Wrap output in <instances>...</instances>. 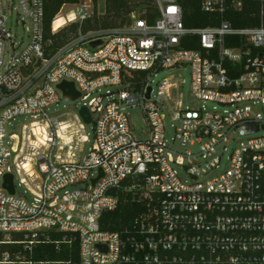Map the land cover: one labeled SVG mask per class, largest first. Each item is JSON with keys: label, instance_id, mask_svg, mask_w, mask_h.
Returning a JSON list of instances; mask_svg holds the SVG:
<instances>
[{"label": "built area", "instance_id": "1", "mask_svg": "<svg viewBox=\"0 0 264 264\" xmlns=\"http://www.w3.org/2000/svg\"><path fill=\"white\" fill-rule=\"evenodd\" d=\"M182 1L154 0L152 25L132 13L125 27L83 33L93 2L80 0L63 17L80 29L55 51L45 0H17L20 38L7 26L12 1L0 0V264H53L28 259L41 244L58 248L53 234L79 240L78 261L61 264H264V26L190 29ZM243 6L201 0L220 17ZM188 36L201 50L182 48ZM182 69L194 106L178 78L152 86L160 72ZM63 82L74 83V103L97 124L83 157L90 134L80 117L74 139L60 137L63 122L49 114L65 100ZM135 108L148 125L144 140L131 127ZM21 117L32 121L14 125ZM128 202L141 204L131 224L104 230L105 213Z\"/></svg>", "mask_w": 264, "mask_h": 264}, {"label": "trees", "instance_id": "2", "mask_svg": "<svg viewBox=\"0 0 264 264\" xmlns=\"http://www.w3.org/2000/svg\"><path fill=\"white\" fill-rule=\"evenodd\" d=\"M95 7L99 0H92ZM80 0H45V40L51 42L49 49L58 50L71 40L66 30L56 34L52 33L53 22L61 10L68 5H78ZM184 22L190 29L217 27L222 21H229L236 29L256 28L264 26V2L261 0H244L243 9L240 11L227 12L220 17L217 14L205 13L201 9V0H183ZM140 8V17L146 19L150 25L155 23L158 12L154 6V0H105L106 17L88 20L82 26V32L87 33L94 30H110L125 27L129 24V16L136 13ZM78 24L72 25L69 30L73 35L79 31ZM238 40V39H236ZM237 42V41H236ZM229 46H238L228 39ZM182 48L188 50H201L200 39L197 36L184 38ZM141 204L122 203L114 212L105 213L102 219V228L106 231L117 232L129 226L133 219L140 213ZM52 241H60L59 247L55 243L41 244L34 249L32 256L28 259L34 263L50 262L61 264L64 262H77L79 258V240L64 242L61 234H53Z\"/></svg>", "mask_w": 264, "mask_h": 264}, {"label": "rangeland", "instance_id": "3", "mask_svg": "<svg viewBox=\"0 0 264 264\" xmlns=\"http://www.w3.org/2000/svg\"><path fill=\"white\" fill-rule=\"evenodd\" d=\"M11 1H12V4L14 5V7L11 9L10 13L8 14V19H7L8 20V25H7L8 29L11 30L12 34L17 36L18 38H20V36L24 37V36H26L25 31H24L23 27L21 26L23 19L19 15L18 10L16 9L18 6V2H17V0H11ZM87 3H89V2H87ZM92 6H93V9H90V14H91L90 20H92L94 22L95 19L106 17L105 0H99L97 7H95L93 3H92ZM75 8H76L75 5H68L61 10L59 15L61 17H65L68 13H70V11H72ZM136 13L139 15L140 8L137 9ZM130 21H131V19L129 17V24H130ZM74 24L75 23L71 24L68 22V24L63 29H61V30H66V33L68 34V38L70 40L75 37V35H73L72 32H70V30H69V28ZM61 30H59L58 32H60ZM28 43L29 42H26V45ZM23 48H25V46ZM21 49L19 50L18 53H20L22 51ZM167 78H178L180 80V83H182L184 81V84L182 85L181 92H180L181 97H185L188 99L187 105L194 106L197 104L196 101L192 97L191 72L189 69H182L181 71H172V72L164 70V71L160 72L156 77L152 78V80L154 81L152 86L155 88V90H158V86L160 85V83H162ZM80 108H79L78 103H74V102H71L69 100H62L58 107H52L49 110V114L52 116V118H59V120L62 122L73 123L75 126L69 130L68 137L74 136L73 138L75 139L77 136V130L76 129L79 128L76 116L78 115ZM129 115H130L131 127H132L135 135L137 136V138L140 140L146 139L147 132H148V125L146 123L145 117H144L141 109L140 108L130 109ZM31 121L32 120L29 118L27 119L25 117H21L18 119L17 123H15L14 125L19 123V125L22 126L23 124H28ZM166 124H167V127H170V125H171L170 119H168L166 121ZM9 130H11V128H9ZM15 133L19 134L20 128H16ZM85 134L86 135L90 134V137L85 139V142L90 141V143L85 146V151H84V154L82 155V157L86 156L88 154L89 149L92 146L93 141H94V133L92 132L91 126H86ZM76 143L77 142L75 141V143L73 144V146L75 147V151H76ZM68 149H69L68 147H64L62 151L67 152ZM19 192L22 193L23 190L19 189Z\"/></svg>", "mask_w": 264, "mask_h": 264}, {"label": "water", "instance_id": "4", "mask_svg": "<svg viewBox=\"0 0 264 264\" xmlns=\"http://www.w3.org/2000/svg\"><path fill=\"white\" fill-rule=\"evenodd\" d=\"M101 42H94L92 44L93 47H96L97 45H100ZM62 93L63 97L65 100H69L71 102H76L80 98V93L76 90L74 83L70 82H63L62 84L59 85L58 87ZM150 93H151V88H149L148 94L146 97L149 99L150 98ZM78 116L86 126H91L92 127V132H96V127L97 124L94 121L92 114L90 113V110L83 106L80 108L78 112ZM103 174L101 173V176ZM97 182V180L94 181V184ZM5 188L11 193L15 194V188L13 184V176L12 175H7L6 176V182H5ZM112 196L116 195V190L113 189L109 192Z\"/></svg>", "mask_w": 264, "mask_h": 264}, {"label": "bare ground", "instance_id": "5", "mask_svg": "<svg viewBox=\"0 0 264 264\" xmlns=\"http://www.w3.org/2000/svg\"><path fill=\"white\" fill-rule=\"evenodd\" d=\"M72 17H73V15H72ZM67 24H68V21L65 18H63L60 15H58L56 17L55 21H54V31L55 32H58L59 30H61L62 28H64ZM37 126L38 125H34L35 135L38 136V137H41V134H42L43 130L39 129ZM74 126L75 125L73 123H71V122H63V124H61V127L59 128L60 137L65 136V134L67 132L69 133V130L71 128H73ZM29 166L30 165H27V167H29Z\"/></svg>", "mask_w": 264, "mask_h": 264}, {"label": "snow or ice", "instance_id": "6", "mask_svg": "<svg viewBox=\"0 0 264 264\" xmlns=\"http://www.w3.org/2000/svg\"><path fill=\"white\" fill-rule=\"evenodd\" d=\"M170 11H175V9H170Z\"/></svg>", "mask_w": 264, "mask_h": 264}]
</instances>
